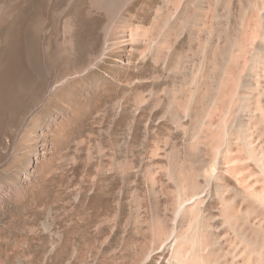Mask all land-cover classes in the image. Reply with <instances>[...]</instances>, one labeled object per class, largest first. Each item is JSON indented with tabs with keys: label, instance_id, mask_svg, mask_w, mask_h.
<instances>
[{
	"label": "rangeland",
	"instance_id": "374dc122",
	"mask_svg": "<svg viewBox=\"0 0 264 264\" xmlns=\"http://www.w3.org/2000/svg\"><path fill=\"white\" fill-rule=\"evenodd\" d=\"M90 1L0 0V264H156L146 259L155 215L183 194L166 154L175 142L184 153L197 125L168 126L167 73L133 41L154 6L107 12ZM210 194L201 206L223 226L216 247L239 252L247 243Z\"/></svg>",
	"mask_w": 264,
	"mask_h": 264
},
{
	"label": "bare ground",
	"instance_id": "6f19581e",
	"mask_svg": "<svg viewBox=\"0 0 264 264\" xmlns=\"http://www.w3.org/2000/svg\"><path fill=\"white\" fill-rule=\"evenodd\" d=\"M128 1L90 2L111 12ZM146 3L147 8L154 6L150 13L151 26L142 31L136 25L133 41L137 48L144 46L139 51L141 57L149 54L156 63L163 64L167 73L172 87L162 112L168 124H175L178 130L197 125L193 130L196 135H192L184 153L176 147V142L167 151L166 172L180 176L183 194L171 213L164 209L154 214L157 224H153L152 245L146 259L156 264H264V0H158L155 3L146 0ZM214 71L220 73L215 95L212 85L218 76L213 81ZM185 81L192 86L189 85L191 91L187 96L189 90L185 84L189 83ZM245 98L252 104L246 109L241 106ZM218 104L222 114L214 125L212 110ZM167 130L170 133L169 127ZM242 147L246 157L231 155L233 158L229 159L232 151H241ZM204 150L217 156L206 159ZM235 165H238L236 170ZM210 191L222 205L219 210L228 212L224 222L233 229L235 237L247 243L239 252L236 248L237 251L216 247L215 235L223 226L213 224L214 216L201 206L207 200L206 195L211 197ZM213 252L218 256L215 259L210 258ZM186 257L192 258V262Z\"/></svg>",
	"mask_w": 264,
	"mask_h": 264
}]
</instances>
